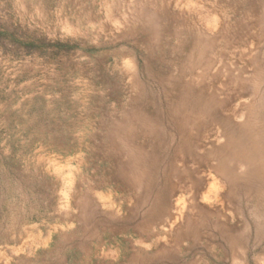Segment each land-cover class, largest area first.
I'll list each match as a JSON object with an SVG mask.
<instances>
[{"label": "rangeland", "instance_id": "1", "mask_svg": "<svg viewBox=\"0 0 264 264\" xmlns=\"http://www.w3.org/2000/svg\"><path fill=\"white\" fill-rule=\"evenodd\" d=\"M162 6L191 7L218 41L246 12L264 23V0H0V264H264V208L250 198L206 185L194 208L162 170L151 192L132 178L127 147L147 115L168 119L161 77L185 55ZM262 26L243 45L237 29L212 70L260 68L264 87ZM168 182L165 211L154 202Z\"/></svg>", "mask_w": 264, "mask_h": 264}, {"label": "bare ground", "instance_id": "2", "mask_svg": "<svg viewBox=\"0 0 264 264\" xmlns=\"http://www.w3.org/2000/svg\"><path fill=\"white\" fill-rule=\"evenodd\" d=\"M160 9L166 17L172 16L167 6ZM154 12L148 14L152 23L157 17ZM249 13L234 25L226 24L219 41L209 35L208 23L205 28L199 27V13L191 7L166 18V31L178 41L176 51L185 55L180 61H170L171 71L161 77L168 119L161 121L147 115L148 131L143 143L127 147L131 175L138 187L145 186L151 192L150 185L162 170L166 181L176 178L182 191L191 192L194 208L198 207V192L206 185L221 186L230 202H241L243 195L254 202L256 209L264 208V87L260 82L263 74L260 68L248 74L247 65L237 71L212 70L214 60L225 48L237 44L232 39L237 29L241 45L252 37V27L258 26L262 32L264 23H248ZM170 26L174 27L172 31ZM209 51L211 58L206 57ZM219 80L223 81L225 98L214 89ZM244 97L249 98L247 103H233ZM215 129L224 140L209 146L207 139ZM168 183L154 202L165 211L175 190ZM178 201L182 203L184 199ZM232 240L237 238L232 236Z\"/></svg>", "mask_w": 264, "mask_h": 264}]
</instances>
